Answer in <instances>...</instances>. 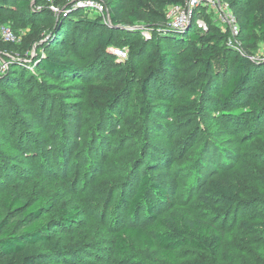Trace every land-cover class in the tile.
<instances>
[{
	"label": "rangeland",
	"instance_id": "374dc122",
	"mask_svg": "<svg viewBox=\"0 0 264 264\" xmlns=\"http://www.w3.org/2000/svg\"><path fill=\"white\" fill-rule=\"evenodd\" d=\"M16 1L0 0V5L14 13L12 4ZM30 1L29 22L35 20L36 26L50 20L41 7L62 12L63 23L74 35L68 41L69 58L78 64L80 71L77 75L56 78L41 75L33 64L49 49L33 46L29 50L24 46L34 27L16 28L6 20L0 22V78L23 81L21 93L31 104L29 112H32L22 113L25 110L21 108L22 97L13 93L18 91L1 88L0 206L4 193L15 192L23 201L41 197L53 205L52 212L43 217L45 221L55 219L61 208L76 207L78 221L66 234L92 251L87 264H162L159 253L152 248L132 247L128 254H118L115 234L124 226L147 230L157 220H170L184 213L190 222L216 228L222 234V245L215 255L180 247L175 251L179 264H264L261 231L264 217L254 203L264 197V108L251 113L252 119L248 121L240 114L256 98L257 85L251 83L250 91L246 87L238 103L222 107L203 101L192 74L181 64L177 77L170 78L173 83L168 88L144 99L139 81L125 82L123 75L128 67L133 70L136 66L137 76L141 77L147 66L154 63L113 59L110 52L111 48L125 47L126 40L141 39L147 47L154 33L158 34L146 18L134 27L127 22L132 0H98L124 7L125 16L121 25L105 24L91 33L79 28L80 18L94 19L97 13L82 6V0H69L67 3L71 5L62 0ZM189 2L180 0L179 5L189 7ZM195 9L204 12L218 35H226L221 43L229 57L223 56L217 62L219 73H224L218 84H223L233 54L256 57L264 45L248 42L249 35L239 24L240 6L235 12L227 0H216L215 8L200 2L193 8L191 18ZM220 12L229 17H219ZM230 20L237 23L236 34L231 32ZM197 23L207 26L203 16H196L191 19L189 36L198 29ZM4 29L11 32L12 41L3 38ZM107 30L113 34L112 47L103 55L97 38ZM168 32L171 33L164 30L160 34L166 36ZM178 33L183 34L174 32V35ZM4 45H9V50ZM19 59L21 62H17ZM250 61L254 70L259 67L256 60ZM107 91L118 95L117 103L111 105L116 109L108 108L96 96L97 92ZM182 98H196L198 107L185 117L175 116L172 109ZM143 100L151 106L147 115L141 113L146 106ZM68 104L79 109L78 115L69 114L72 111ZM192 138L196 139L193 149ZM187 149L191 151L186 153ZM208 150L213 151L214 158L222 160L217 164L214 158H206ZM142 176H147L150 184L162 186L167 199L163 202L150 190L138 207L128 213ZM210 176L234 185L238 202L227 203L201 192V185ZM147 200L154 205L155 213L151 214L156 219L147 213ZM133 259L138 262L131 263Z\"/></svg>",
	"mask_w": 264,
	"mask_h": 264
},
{
	"label": "trees",
	"instance_id": "16d2710c",
	"mask_svg": "<svg viewBox=\"0 0 264 264\" xmlns=\"http://www.w3.org/2000/svg\"><path fill=\"white\" fill-rule=\"evenodd\" d=\"M67 3L69 0H62ZM230 8L237 11L240 6L242 19L239 22L240 28L249 35V43H262L264 45V0H227ZM132 10L126 15L127 22L133 27L140 19H145L155 27L158 34L154 33L153 39L146 47V43L141 39L136 41L126 40L125 47H128V58L133 62L154 63L147 66L144 74L138 77V67L133 66V70L128 67L123 75V81H139L141 93L145 97L152 96L153 92L161 91L173 83L170 78L177 77L180 72L179 66L185 64L186 71H190L193 80L196 82L198 91L201 92L203 101L215 103L222 107H230L236 101L240 100V95H244V89L251 87L250 84L257 85V95L254 101L248 103L247 111H240L243 120L252 119L251 113L258 112L264 108V58L256 60L260 63L259 67L253 69L252 59L245 55L233 54L229 75L226 80L217 69L218 59L226 56L228 52L221 43L226 35H218V30L212 24L204 12L196 10L192 20L196 16H203L207 24V31L196 32L189 36L187 30L176 31L168 27L165 19V12L168 7L179 5L180 0H132ZM104 4V3H103ZM3 5V4H1ZM0 5V22L6 20L16 28L27 27L31 25L34 32L29 33L28 39L24 42L27 49H33V46H43L49 49L44 55L39 56L34 61L36 70L49 78L60 76L77 75L79 73L78 64L69 58V38L74 36L67 25L63 23L62 15L56 16L50 10L43 7L45 17L50 20L43 26H36L35 20H31L30 0H18L12 5L15 9H7ZM66 5H71L67 3ZM106 7L109 22H105L101 15L97 14L94 19L80 18L79 28L84 33H91L104 28L105 24L116 27L121 25V20L125 16L124 7L113 2L104 4ZM44 9V10H43ZM61 10V9H60ZM65 14V12H64ZM168 32L166 36L160 34L161 31ZM186 31V32H185ZM174 32H183L175 34ZM171 35H174L170 37ZM170 37V38H169ZM113 34L107 30L97 38L99 51L103 55L112 47L111 40ZM165 44H161V41ZM118 47V48H125ZM5 50H9V45H4ZM152 49V52H149ZM229 53V52H228ZM105 57V56H104ZM115 59L113 56H111ZM21 60H17V62ZM18 67V64L15 65ZM17 69V68H16ZM189 74V75H190ZM261 79V80H260ZM263 80V83L261 81ZM23 81L13 78H0L1 88H9L22 97L21 103L24 108L23 114H31V104L26 96H22ZM8 85V86H7ZM29 86V85H28ZM251 89H248L250 91ZM208 92L209 95L206 94ZM156 94V93H154ZM204 94V95H203ZM96 96L102 99L107 107L115 102L118 95L115 92H97ZM146 104L141 113L147 115L150 103L143 100ZM196 98H182L179 104L175 105L172 113L175 116L185 117L192 114L198 107ZM67 105V104H66ZM33 107V106H32ZM72 112L78 115L79 109L74 104H68ZM115 107V105L113 106ZM112 109H116L113 108ZM101 109V106H99ZM1 110V109H0ZM234 112H239L233 110ZM1 112V111H0ZM226 114V112H225ZM37 118V117H35ZM3 121V116H0ZM3 125V124H2ZM5 127V126H4ZM79 131V130H78ZM80 133V132H77ZM170 142L173 141L171 138ZM193 149L196 139L190 140ZM191 150L187 149L186 153ZM211 150L207 151L206 158H214ZM222 158H214L213 162L218 164ZM165 202L167 194L162 186L150 184L147 176L140 178L137 189L129 202L128 213L138 207L144 200L145 194L150 191ZM201 192L211 198H215L227 203L235 204L238 202V190L230 183H223L210 176L206 184H202ZM259 210V215L264 213V197H259L254 201ZM154 205L151 200H147V213L151 218L156 216L151 214ZM53 205L44 198L38 197L32 201H23L15 192L4 193L2 204L0 206V264H87L90 261L89 255L92 251L84 244L78 242L75 237L68 236L67 229L72 228L78 221V209L73 207L71 210L61 208L57 212L55 219L45 221L43 217L52 212ZM5 213L3 214V212ZM248 228L252 229L250 226ZM261 231L264 233V224H261ZM222 234L210 224H201L190 222L186 213L180 217H173L170 220H157L153 227L143 230L138 227L124 226L115 234V247L118 254L125 255L130 252L132 247L155 249L162 260V264H179L175 251L180 247H188L200 252H207L215 255L221 248ZM133 259L131 263H137ZM188 264H205L203 262H191Z\"/></svg>",
	"mask_w": 264,
	"mask_h": 264
},
{
	"label": "built area",
	"instance_id": "2783aa9c",
	"mask_svg": "<svg viewBox=\"0 0 264 264\" xmlns=\"http://www.w3.org/2000/svg\"><path fill=\"white\" fill-rule=\"evenodd\" d=\"M203 2L205 5L215 8L216 0H190L189 7L187 6H180V5H174L167 9L165 12V19L167 21L168 27L172 30L181 31L184 30L190 25L191 22V15L193 8L200 3ZM197 4V5H196ZM81 5L87 8L92 9L95 13L102 16L103 20L105 22H109V18L107 15L106 7L103 4L102 1L98 0H82ZM53 13H57V9L52 10ZM229 17L226 16L225 13L220 12L219 17ZM229 25L231 28V32L236 34L238 32L237 23L234 20L229 21ZM198 29L202 32L207 31V27L204 23H197ZM3 38L6 41H12L13 35L11 32L7 29H4L2 31ZM111 55L114 58H117L119 60H126L128 58V51L125 48H111L110 49ZM264 58V47L262 48L261 54L257 55L256 57H252L253 60L263 59Z\"/></svg>",
	"mask_w": 264,
	"mask_h": 264
},
{
	"label": "water",
	"instance_id": "95a60500",
	"mask_svg": "<svg viewBox=\"0 0 264 264\" xmlns=\"http://www.w3.org/2000/svg\"><path fill=\"white\" fill-rule=\"evenodd\" d=\"M61 13H62L61 11H58V13H56V15L60 16ZM58 16H57V17H58ZM189 28H190V25H188L187 30H188Z\"/></svg>",
	"mask_w": 264,
	"mask_h": 264
}]
</instances>
